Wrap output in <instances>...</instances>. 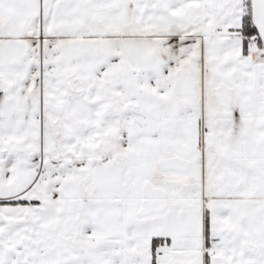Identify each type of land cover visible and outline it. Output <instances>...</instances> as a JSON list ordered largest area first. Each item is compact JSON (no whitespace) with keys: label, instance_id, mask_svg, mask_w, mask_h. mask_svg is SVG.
<instances>
[{"label":"snow or ice","instance_id":"6c2138e0","mask_svg":"<svg viewBox=\"0 0 264 264\" xmlns=\"http://www.w3.org/2000/svg\"><path fill=\"white\" fill-rule=\"evenodd\" d=\"M0 264H264V0H0Z\"/></svg>","mask_w":264,"mask_h":264}]
</instances>
